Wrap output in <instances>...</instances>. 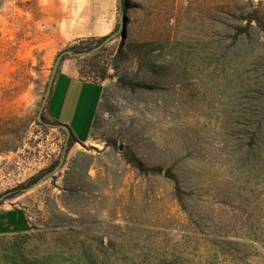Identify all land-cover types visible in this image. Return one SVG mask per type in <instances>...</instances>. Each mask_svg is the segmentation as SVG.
Instances as JSON below:
<instances>
[{"label":"rangeland","instance_id":"rangeland-1","mask_svg":"<svg viewBox=\"0 0 264 264\" xmlns=\"http://www.w3.org/2000/svg\"><path fill=\"white\" fill-rule=\"evenodd\" d=\"M247 1L128 0L125 35L95 58L64 56L52 80L61 53L119 31V0H0V264H264V125L251 128L249 102L264 82V34L235 31ZM99 61L109 71L91 140L67 151L71 133L48 109L80 137L97 87L77 84L76 96L72 82L58 104L55 79L69 62L88 73ZM125 147L171 168L184 204ZM82 158L72 192L66 174Z\"/></svg>","mask_w":264,"mask_h":264},{"label":"trees","instance_id":"trees-1","mask_svg":"<svg viewBox=\"0 0 264 264\" xmlns=\"http://www.w3.org/2000/svg\"><path fill=\"white\" fill-rule=\"evenodd\" d=\"M249 8L248 11L242 15H240V17H242L243 23L242 25H238L235 27V31H237V34L242 35V34H250V30L253 29L255 24L257 26V28L259 29V31L261 33L264 34V12L260 10V6H262L264 4V0H260L259 3L257 5H255L253 0H248L247 1ZM129 9V2L128 0H124L123 2V10L126 11ZM104 40V38L100 39L98 41V43L100 44L102 41ZM98 44V45H99ZM97 45V46H98ZM95 46V47H97ZM93 47H85L84 45H78L73 47V51L75 53H87L90 54L88 57H92L95 58L96 54L103 51L105 49V47H103L102 49H100L99 52L97 53H93L91 52L94 48ZM92 53V54H91ZM84 59L85 61L88 62L89 59ZM93 60V59H91ZM95 60V59H94ZM89 71L88 73H84V68L81 66L79 73L80 76L84 78V76L87 74L89 76L90 75H95L96 79L98 80V82H103L108 78V71H109V66L108 64L103 62H98V63H93L91 62L89 64ZM261 86H259L258 88H256L253 91V97L249 96V102L255 101V103H253L252 105L255 106L256 109V116L254 117L252 123H251V128H258L261 129L262 125H264V82H260ZM134 87L136 88H141V89H148V90H154L156 89V87L154 85L151 84H146V83H137L134 85ZM56 123L58 125H60V123H58L56 121ZM77 142V138L75 137L73 131H71V136L70 139L67 142V151L70 150V148L73 146V144H75ZM121 153L123 154L124 158L127 160L128 163H130L131 165H133L135 168H137L140 173L142 174H148V173H158V174H164L165 177H167L168 179L172 180L175 184V189H176V196L179 199V201L184 204V191L183 188L181 186V182L179 177L177 176L176 173L173 172V170L171 168H164L161 166H148L143 160H141L136 153L131 150L129 147H125L124 149H121ZM57 164V162H55L54 165H52L51 169ZM20 212V211H12L11 215H14L13 217H19L16 216V214ZM20 218V217H19Z\"/></svg>","mask_w":264,"mask_h":264},{"label":"crops","instance_id":"crops-1","mask_svg":"<svg viewBox=\"0 0 264 264\" xmlns=\"http://www.w3.org/2000/svg\"><path fill=\"white\" fill-rule=\"evenodd\" d=\"M72 82L74 83L73 88L75 89L76 96H79V94H80V88L77 89V86H78L77 84L85 83L88 85H96V87H97L95 90H93L92 93L89 94V97L91 98V104H90V107L88 108V116H87L88 118L84 124V132L82 133V135L80 137L77 136V134L74 133V131L69 127V125L63 124V123L59 122L58 120H55L53 118L54 115H52V113L50 112L49 109H48V113H49V115L53 121H55V122L57 121L58 123H60L59 126L65 125V127H67L70 131H73L75 137L77 138L76 144H87L91 140V133L93 130V124H94L99 106L102 102V98H103V94H104V90H105V84H104V82H90V81L85 80L84 78H82L80 76L79 68L77 67L76 63L69 62V63H67V65L61 67V69H60V71H59V73L55 79V83H54L56 85L55 89L60 90V98L58 99V104H61L62 99L65 95V92L67 91V87ZM69 91H70V89H68L67 98L69 95ZM98 94H99V96H98ZM70 112L71 113L74 112V106L70 109ZM90 121H91V125H89ZM63 122L67 123V121H63ZM65 127H63V128H65ZM87 130L89 131V134L87 133L88 135L86 136L85 132ZM83 134H85V135L83 136Z\"/></svg>","mask_w":264,"mask_h":264},{"label":"water","instance_id":"water-1","mask_svg":"<svg viewBox=\"0 0 264 264\" xmlns=\"http://www.w3.org/2000/svg\"><path fill=\"white\" fill-rule=\"evenodd\" d=\"M123 2H124V0H119V7H120V11H121V13H120V21H121V23H120L119 31L117 33H113V34L105 37L104 40L97 47H95L91 52H96V51L102 49L108 43H110L111 41H113L119 33L122 34L123 36L125 35L127 15H126V12L123 11ZM86 54L87 53H75V52H72L70 50L64 51L63 53H61L59 55V57L57 58V61L55 63L54 73H53L52 80L54 79L55 74L57 73V71L59 69V66H60V63H61V61H62V59H63L64 56L69 55V56H73V57H81V56H84ZM49 96H50V94L48 92V94L44 98L43 104L41 105V108H40L39 113H38V120L41 121V122H42L41 115H42L43 111L45 110V106H46V103H47V100H48ZM59 127H62L63 128V127H65V125H62V126H59ZM65 128L67 129L68 134H70L71 131L67 127H65ZM65 150H67V143H66ZM64 161H65V157L63 156V157H61L59 167H57L54 171L49 172V173L43 175L37 181L36 184L32 185L31 188H34V187L38 186L39 184H41L42 182H44L45 180H47L49 177L53 176L55 174L56 170H58V169H60L62 167V165L64 164ZM27 190L28 189H23V191H27ZM1 200L2 199H0V203H1Z\"/></svg>","mask_w":264,"mask_h":264},{"label":"flooded vegetation","instance_id":"flooded-vegetation-1","mask_svg":"<svg viewBox=\"0 0 264 264\" xmlns=\"http://www.w3.org/2000/svg\"><path fill=\"white\" fill-rule=\"evenodd\" d=\"M60 160L61 158L57 161V164L48 171V173L54 171L57 167H59ZM65 161H66V156H65ZM89 162L90 161H88V159L82 158L80 160L76 159L70 163L69 168H68V173L66 174V179L68 180V182H70L72 186V192H77L78 190H80L81 187L84 186L82 182V177L84 176V174L88 171V168L90 167ZM65 164L66 162L63 165Z\"/></svg>","mask_w":264,"mask_h":264}]
</instances>
